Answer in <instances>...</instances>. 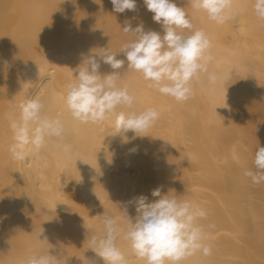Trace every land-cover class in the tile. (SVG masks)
I'll return each mask as SVG.
<instances>
[{"label": "bare ground", "instance_id": "6f19581e", "mask_svg": "<svg viewBox=\"0 0 264 264\" xmlns=\"http://www.w3.org/2000/svg\"><path fill=\"white\" fill-rule=\"evenodd\" d=\"M173 2L211 41L208 68L217 76L210 84L201 73L186 101L150 87L118 53L131 38L122 31L128 22L163 35L143 0L123 13L111 0H0V264H26L48 250L58 264H105L88 239L103 231L102 215L120 226L117 246L127 264H144L124 238L122 211L135 217L127 202L140 194L151 202L157 187L192 201L207 213L202 222L214 224L205 241L211 254L198 251L182 264H264V182L244 175L264 147V19L254 0H233L223 23L188 0ZM106 47L125 64L113 70L101 61V75L120 72L118 86L135 98L133 109L116 112L159 113L145 137L116 133L114 115L81 122L66 106L78 67ZM31 98L43 104L42 115L63 123L64 133L19 160L9 151L10 122L19 121L21 103Z\"/></svg>", "mask_w": 264, "mask_h": 264}, {"label": "clouds", "instance_id": "9594fccd", "mask_svg": "<svg viewBox=\"0 0 264 264\" xmlns=\"http://www.w3.org/2000/svg\"><path fill=\"white\" fill-rule=\"evenodd\" d=\"M111 3L117 13L137 9L136 0H111ZM143 3L153 13V21L161 25L163 35L154 30L145 31L143 23L135 27L126 23L122 31L131 38L122 44L118 53H124L127 70L141 73L150 87L177 101L189 99L192 81L201 73H207L209 83L215 84L217 76L208 68L212 59L209 54L211 41L203 30H192L184 7H178L173 0H143ZM188 3L217 23L229 19L233 7V0H188ZM253 10L258 18L264 19V0H254ZM98 49L83 61L75 81L68 85L65 97L68 110L81 122L102 123L114 115L116 133L132 131L135 136H147L143 133L153 126L159 113L154 108L139 113L116 112L118 107L133 109L135 98L126 88L118 86L120 72L101 75L99 70L101 61L117 70L123 67L125 60L117 59V53L109 47ZM43 107L39 99H28L20 105L19 121L10 122L14 143L9 151L16 159H25L29 149L38 153L48 138L63 136V123L42 115ZM253 164L254 168L245 170L244 175L254 184L264 182V147H257ZM151 196L157 199L149 202L148 196L140 194L127 202L134 203L135 217L128 214L127 208L122 211L126 225L124 238L138 259L144 264H182L198 251L205 256L211 254V246L205 241L207 231L214 228V224L202 222L207 218L205 210L192 201L162 195L161 187L153 189ZM102 217L103 231L88 237L90 249L105 264H127L124 253L117 246L120 226L113 217ZM26 264H58V255L50 254L49 250L45 254H32Z\"/></svg>", "mask_w": 264, "mask_h": 264}]
</instances>
